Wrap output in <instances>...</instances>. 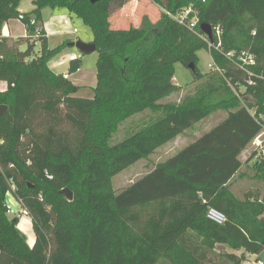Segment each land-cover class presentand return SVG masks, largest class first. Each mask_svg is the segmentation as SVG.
Listing matches in <instances>:
<instances>
[{
  "label": "trees",
  "instance_id": "obj_1",
  "mask_svg": "<svg viewBox=\"0 0 264 264\" xmlns=\"http://www.w3.org/2000/svg\"><path fill=\"white\" fill-rule=\"evenodd\" d=\"M22 1L0 0V82L8 85L0 93L7 107L0 118V264H242L246 254L259 256L264 159L254 160L253 144L264 130V0H150L162 10L156 22L145 14L120 29L111 20L130 0H34L29 13ZM48 8L92 30V99L76 97L80 87L49 66L68 44L49 47ZM186 9L193 10L189 21L198 18L194 29L167 14ZM21 14L27 35L12 41L1 29ZM202 25L211 26V40ZM202 50L222 73L200 72ZM244 52L257 57L253 75L238 65ZM177 64L196 66L192 85L162 103L183 91L174 82ZM81 67V58L72 60L69 74ZM221 111L228 117L217 127L115 192V176ZM145 112L144 125L112 143L124 122ZM10 194L32 219L33 246L8 214ZM211 208L226 216L224 225L208 219Z\"/></svg>",
  "mask_w": 264,
  "mask_h": 264
},
{
  "label": "rangeland",
  "instance_id": "obj_2",
  "mask_svg": "<svg viewBox=\"0 0 264 264\" xmlns=\"http://www.w3.org/2000/svg\"><path fill=\"white\" fill-rule=\"evenodd\" d=\"M33 1L34 0H23L20 6L21 12L24 13L32 12L34 9ZM133 6L134 7L137 6L135 15L130 17L129 14L118 15L121 12L119 11L114 14L113 18L120 16V18L122 19L119 20H123L127 23L130 22L129 24L130 26V25H134L135 24L134 22H136V20H140L141 17L145 14L149 15L150 18L154 22H156L159 19L162 12V10L155 4H152L150 0H130L127 7L131 8ZM64 13L70 16V14L63 9L52 10L48 8L43 11L45 21L49 25V27L47 28L50 29L49 32L50 33L49 35H51L49 40L50 48L53 49L55 47H58V45L61 44L58 43L59 40L65 41L67 44L70 45L78 41H81L86 44L92 42L93 41L92 30L88 26H86L82 20L72 16H70V18L68 17L69 20L67 19L64 20L61 18H56L55 20L53 19L54 21L50 20L51 15L64 14ZM11 23L13 24V26H16L14 32L12 31L13 37L15 39L26 37L25 36L26 27L24 26L23 22L18 20H11ZM51 24H53L54 27L51 26ZM53 29H57L58 30L57 33H59L61 37H58L59 34H55ZM74 30H77V32L75 33ZM11 40L13 41L14 39ZM27 48H28V44L26 42L22 43L20 46L21 51H26ZM71 50L75 51L74 48ZM40 51H41V45L38 44L35 47V52L39 54ZM198 55H199L198 68L201 73L207 74L209 71H211L210 65L213 64L210 52L208 50H202L198 53ZM82 58H83V66L81 68L82 72L78 76H86V75L90 76L94 72L97 73L96 63L98 60V54L94 53L92 55H84ZM193 79H194V75L191 69L184 67L182 64H177L175 67L174 82L176 83V85L183 88V91L177 95H173L170 98L163 100L162 103H167L179 99L186 92V88L192 85ZM87 89L89 88H85L84 90H82V93L80 94L78 93L76 97L89 98V99L94 98V94L92 92L87 93L88 91ZM150 115H151L150 112H145L143 114H138L132 117L131 119H129L128 121L124 122L123 125L120 127L119 132L114 137L112 143L118 144L123 140H125L132 131L144 125V121ZM227 117H228V113L221 111L197 123L192 129L187 130L183 135L178 137L175 141L160 147L148 159H143L137 162L133 166L126 169L124 172L115 176L112 180L113 189L117 194H119L121 191L131 186L133 183L140 180L145 175H147L156 164L167 161L168 159L174 157L180 151H182L190 144L201 138L204 134L209 133L211 130L217 127ZM250 154L251 153L249 151L244 152V154L242 155V161L244 162L250 156ZM7 201L8 204H10V206H12L17 211L20 210L22 207L20 203H18L14 199V197L11 196V194L8 196ZM17 227L20 233H22V235L26 237L28 244L30 246H33L35 243V233L33 230V222L31 217L23 216L21 218H18ZM258 259L264 262V251L259 255Z\"/></svg>",
  "mask_w": 264,
  "mask_h": 264
},
{
  "label": "built area",
  "instance_id": "obj_3",
  "mask_svg": "<svg viewBox=\"0 0 264 264\" xmlns=\"http://www.w3.org/2000/svg\"><path fill=\"white\" fill-rule=\"evenodd\" d=\"M192 12H193L192 9H186V10L179 12L176 15H173L171 13H167V14L171 18L179 22L180 24L188 25L191 29H194L198 24V18L195 17L194 19L189 21L188 17ZM23 20H24V16L23 14H21L18 17V21L22 22ZM74 32L76 33L77 30H74ZM3 36L9 37V34H5ZM215 36L217 39V49L218 48L222 49V31L220 29H216ZM209 47L210 48L213 47V44H211L210 41H209ZM226 57L229 60L233 61L236 58V55L234 53H229L226 55ZM257 62H258L257 57L253 54L244 52L241 55H238L239 67L243 71H246L247 73H249L250 75H253V74L250 72L249 67L256 66ZM210 69L216 72L222 73L221 70L217 66H215V64L210 65ZM261 79H264V77H261ZM249 84L253 85V82L250 81ZM7 89H8L7 83L0 82V93L6 92ZM252 114H254V112H252ZM2 143L3 142L0 140V145ZM253 146H254V151H255L254 160L264 159V131L255 139ZM13 190H15V187H13ZM8 214L12 216L13 218L15 217L17 219L23 216H29L27 211L23 207H21V209L17 211L9 205H8ZM207 217L209 220H211L212 222L218 225H224L227 221V218L223 213L213 208L208 210ZM242 264H264V262H262L260 259H258V257L254 255L246 254V259Z\"/></svg>",
  "mask_w": 264,
  "mask_h": 264
},
{
  "label": "crops",
  "instance_id": "obj_4",
  "mask_svg": "<svg viewBox=\"0 0 264 264\" xmlns=\"http://www.w3.org/2000/svg\"><path fill=\"white\" fill-rule=\"evenodd\" d=\"M121 14L122 15H128L129 14V17L130 16H133V15H135V7H131V8L126 7L118 15H121ZM68 17L70 18V16L67 15L66 13H64V14H55V15H51V19L50 20L51 21H54L56 18H61V19H64V20H66V19L69 20ZM43 19H44V29L46 31V35H47L48 42H49L50 36H51V35H49L50 34L49 33L50 32V29L47 28V27H49V25L45 21L44 14H43ZM119 19H122V18H120V16H117L116 18H112L111 21H112V24H113V27L114 28L120 29V28H127L129 26L130 22L127 23V22H125L123 20H119ZM134 23H135L134 25H138L140 23V20H136V22H134ZM51 26H53V24H51ZM12 27H13V29H12ZM15 29H16V26H13V24L11 23V21H9L8 23H6L2 27L1 33L3 35L9 34V38L14 39V40H17V39H15L13 37V32H14ZM53 30H54L55 34H59V33H57V31H58L57 29H53ZM26 35H27V30L25 32V36ZM58 37H61V35L59 34ZM64 42L65 41L59 40L58 43H61V44L58 45V47L61 46V45H63ZM91 43H93V41L92 42H89V44H91ZM55 48H57V47H55ZM55 48H53V49H55ZM73 48L75 49L76 52L73 51V50H71ZM83 56L81 55V53L75 47H72V45L68 44L62 50V52L59 55H57L55 58H53L50 61L49 66H50V68L54 72H56L58 74L65 75L75 85H77L78 87H80V91L78 92L79 94L82 93V90H84L85 88H89V89H87L88 90L87 93H91L92 92L94 94V88L97 85V73L94 72L90 76H87V75L86 76H78L82 72V70L80 69L78 72H76L74 74H69L70 62L72 60H74V59H80L81 58V60H82V66H83V58H82ZM7 200H8V198H7ZM7 204H8V201H7ZM8 205L10 206V204H8ZM257 257H259V256H257Z\"/></svg>",
  "mask_w": 264,
  "mask_h": 264
},
{
  "label": "water",
  "instance_id": "obj_5",
  "mask_svg": "<svg viewBox=\"0 0 264 264\" xmlns=\"http://www.w3.org/2000/svg\"><path fill=\"white\" fill-rule=\"evenodd\" d=\"M100 0H91V2L93 4H95L96 2H99ZM202 30L205 33V35H207L210 40L212 39V28L209 25H202ZM72 47H75L80 53L81 55H92L94 53H96V46L91 43V44H86L83 43L81 41L76 42L74 44H71ZM189 69L192 70V72L196 71V66L194 64H191L189 66ZM7 111V107L6 106H0V118L4 116L5 112ZM62 194L65 196V198L68 201H72L73 200V193L66 189L62 191ZM221 249H224V247H221Z\"/></svg>",
  "mask_w": 264,
  "mask_h": 264
}]
</instances>
